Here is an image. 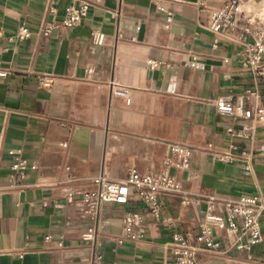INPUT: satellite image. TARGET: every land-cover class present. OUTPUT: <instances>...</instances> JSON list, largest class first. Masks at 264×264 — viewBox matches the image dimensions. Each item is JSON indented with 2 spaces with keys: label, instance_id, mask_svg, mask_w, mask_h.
Wrapping results in <instances>:
<instances>
[{
  "label": "crops",
  "instance_id": "obj_1",
  "mask_svg": "<svg viewBox=\"0 0 264 264\" xmlns=\"http://www.w3.org/2000/svg\"><path fill=\"white\" fill-rule=\"evenodd\" d=\"M55 1L57 15L47 12L50 0H0V61L10 69L0 77V264H85L89 250L83 234L91 225L98 227L106 261L164 264L173 233L197 230L205 204L189 208L164 194L162 215L155 217L138 199L108 202L94 221L80 194L95 175L121 180L133 167L158 171L170 141L252 148V174L240 162L214 161L204 151L195 155L191 170L174 172L187 187L202 185L224 198L258 195L264 202V126L257 128L253 144L233 137L229 128L251 120L220 114L215 102L247 88L264 93V79L243 66L239 44L208 26L205 6L222 0H94L74 27L59 24L70 0ZM159 5L173 12L170 28ZM54 20L59 26L44 34V22ZM23 24L31 35L21 39ZM95 28L106 33L101 45L91 40ZM194 60L203 67L193 66ZM45 77L53 82L41 84ZM16 148L43 174L29 170V182L59 183L8 188L9 151ZM68 174L73 181H65ZM129 211L144 214L147 236L117 243L111 236L122 232ZM261 224L264 232V211ZM47 234L53 243L46 242ZM59 238L64 248L53 247ZM201 261L264 264V241L251 251L204 253Z\"/></svg>",
  "mask_w": 264,
  "mask_h": 264
},
{
  "label": "built area",
  "instance_id": "obj_2",
  "mask_svg": "<svg viewBox=\"0 0 264 264\" xmlns=\"http://www.w3.org/2000/svg\"><path fill=\"white\" fill-rule=\"evenodd\" d=\"M159 0H156L158 2ZM263 0H222L221 5H206L208 26L217 36L239 44L238 56L254 76L264 79V18L256 13L255 6ZM94 0H70L64 7L62 20L63 27H74L82 23L88 16ZM159 8L165 12L166 27L170 28L173 22V12L164 5ZM55 0H50L47 12L58 14ZM59 24L56 21H45L42 26L44 34L49 35ZM3 31L0 30V35ZM31 35L27 24L20 26L18 36L21 39ZM106 33L99 28L91 31V40L95 44L106 41ZM191 64L200 66L196 60ZM203 67V65H201ZM10 73L0 61V77ZM53 78L45 77L40 80L43 85H50ZM118 92L127 95L128 89L120 88ZM264 93L259 88H247L241 94L227 92L216 99L217 110L223 115H242L250 122L239 127H231L228 134L239 139L249 140L253 144L257 128L264 126V103L259 100ZM68 146V142H63ZM206 152L212 160L223 162H240L247 174L253 173L254 150L240 147L232 143L229 148L220 149L213 142L205 145H196L188 142L170 141L163 157L162 166L156 172H141L133 167L127 176L121 180L110 178L107 174L93 176L88 187L81 192L80 202L87 216L97 221L103 204L108 202L128 203L133 199L142 201L153 216L160 217L163 211L164 194H172L179 198L180 203L189 208H196L205 204L206 210L198 222L197 230L176 231L166 246L164 264H203L201 255L204 253L224 254L232 250L251 251L252 248L264 241V232L261 224V215L264 211V202L258 195L243 194L236 198H224L204 186L187 187L184 179L174 172L191 170L195 155ZM13 156L8 188L24 190L29 186H56L59 182L35 181L29 182V170L38 172L37 164L29 165L23 156L22 149H11ZM68 169V167H67ZM200 178L194 174L193 180ZM65 181H73L67 175ZM74 200V195L69 196ZM172 225L173 222L169 221ZM122 232L111 237L117 243L127 239L140 242L147 236L145 216L139 212L129 211L122 219ZM88 243V250L84 254L85 264H121L120 261H106L100 249L99 230L97 225H91L83 234ZM47 243L54 242L52 234L45 236ZM55 248H64L63 238L55 240Z\"/></svg>",
  "mask_w": 264,
  "mask_h": 264
},
{
  "label": "rangeland",
  "instance_id": "obj_3",
  "mask_svg": "<svg viewBox=\"0 0 264 264\" xmlns=\"http://www.w3.org/2000/svg\"><path fill=\"white\" fill-rule=\"evenodd\" d=\"M256 7L258 8V10H256V13L260 17L264 18V0L262 1L261 4L256 5Z\"/></svg>",
  "mask_w": 264,
  "mask_h": 264
},
{
  "label": "bare ground",
  "instance_id": "obj_4",
  "mask_svg": "<svg viewBox=\"0 0 264 264\" xmlns=\"http://www.w3.org/2000/svg\"><path fill=\"white\" fill-rule=\"evenodd\" d=\"M251 8H255L256 10H258V8L256 7V5L255 6H250Z\"/></svg>",
  "mask_w": 264,
  "mask_h": 264
}]
</instances>
